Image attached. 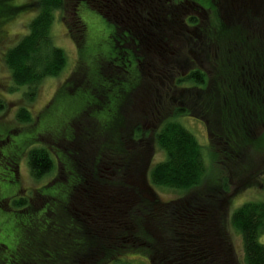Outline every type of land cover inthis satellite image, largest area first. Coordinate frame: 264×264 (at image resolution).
I'll use <instances>...</instances> for the list:
<instances>
[{"label": "trees", "instance_id": "obj_1", "mask_svg": "<svg viewBox=\"0 0 264 264\" xmlns=\"http://www.w3.org/2000/svg\"><path fill=\"white\" fill-rule=\"evenodd\" d=\"M78 1L73 5L74 11L80 3H87L91 8L90 0ZM116 1L123 0H95L99 7L103 5L102 2L114 6ZM130 1L125 9L138 26L135 30L130 29L124 33H118L120 29L116 28L111 35L107 58L99 64L96 71L91 72L87 65L83 69L82 78H87L85 87L90 88L92 100L93 97L95 99L91 104L92 108L97 109L94 119L99 122V114L108 112L112 107V114L118 113L114 120L119 122V126L108 131L113 135L112 140H109L116 147L123 148L119 128L126 122V110L121 108V103L125 102V96L133 88L144 86L145 80L149 79L148 87L152 94L157 95L153 101L147 103H152L154 109H162L167 96L172 110L168 115L163 114L161 123L155 129L145 131L140 124L133 128V142L137 144L142 138L148 137L147 142L153 141L164 153L163 160L149 169V157L144 153L147 147L143 149L144 152L142 150L132 154L139 159L138 164H142L137 166L135 173L139 178L147 172L148 186L181 191L198 188L206 175L201 146L186 128L172 119L189 115L203 121L210 140L220 144L219 153L227 157L232 153L238 156L243 152V146L252 141L250 127L264 123V0H211L210 14L195 0ZM34 3L36 13L28 25V32L4 55L13 84L16 87H28L29 99L34 97L36 88L45 78L58 76L66 64L64 51L53 45L50 36L54 14L65 8L66 0H31L24 4L22 10H27ZM11 17L12 13L7 20ZM124 22H127L126 18ZM85 30V25L79 19L68 26V32L75 44V36L84 40ZM134 63L136 68L133 67ZM125 70L128 74L123 78ZM73 73L69 77L72 86L78 70ZM92 74L94 76L91 77ZM154 82L156 84L153 85ZM98 91L106 97L104 103L96 97ZM146 107L149 108L148 105ZM17 119L19 123H29L27 110L21 108ZM99 123L101 129L107 131L105 123ZM78 141L79 138L77 139L73 131L71 145L74 148L78 144L79 148L70 150L71 155L61 156L60 163L63 162V166L84 167L80 160L73 159L83 156L84 153ZM104 145L100 147L92 166L95 163L94 168H109L106 174L112 173V178L103 181L97 172L94 176L100 183L114 188L118 182L114 177L123 179L115 171L118 164L115 161L119 159V153L116 155L113 147ZM104 148L113 149L106 155ZM212 154L218 158L216 152ZM83 157L87 158V155ZM108 159L114 160L109 162L112 166L102 167L103 161ZM27 163L34 179L49 173L55 165L43 148L30 150ZM121 163L123 167L129 166V161ZM8 165L11 171L17 165V159L11 156ZM83 180V175L79 173L70 178L72 183ZM132 183L136 184L135 178ZM143 183L142 179L140 187L136 186V189L147 194L144 200L147 204L142 205V213L146 211L153 218L163 214V218L170 217L177 222L176 225L181 223L173 230V234L181 236L178 238L181 245L171 248L163 238L162 246L151 250L158 264H264V244L260 242V237L264 234V201L244 203L228 217V225L242 241V254L238 258L226 235L218 230L213 231L206 224L204 227L199 226L200 218L196 217V211L208 207V204L203 205L207 201L205 197L210 198L217 193H211L206 188L205 194L193 196L191 202H177L178 205L171 206L161 204L156 199L149 201L153 197V191L148 186L144 188ZM134 191L133 188H124L121 194L124 198L128 195L132 197ZM223 191L228 192L226 187ZM103 193L106 195L107 192ZM103 198L107 206L112 205L113 199L105 196ZM213 202L218 203L219 199H214ZM11 204L14 208H22L26 203L24 200L15 199ZM48 206L49 202L46 208ZM4 207L0 201V208ZM58 209L54 218L42 211H36L32 206L21 211L20 214L28 222L22 226L24 241L11 251L0 246V264H129L115 258L117 253L113 250L127 247L129 242L134 246V243L140 241V245L154 247L161 238H157L155 233L152 234V228L147 229L143 221L139 233L117 234L114 241L111 240L114 245L107 246L106 236L102 237L97 230L89 228L90 219L86 226L81 225L72 215L74 212L69 214L63 207ZM115 214L122 216L109 208L101 217H113ZM136 215L137 213L132 217ZM199 215L203 216L202 212ZM210 218L208 216L206 219ZM183 222L185 226L188 225L187 228H183ZM206 231L210 233L209 237L205 236ZM149 239L153 244L148 242ZM105 251L110 254L103 259Z\"/></svg>", "mask_w": 264, "mask_h": 264}, {"label": "rangeland", "instance_id": "obj_2", "mask_svg": "<svg viewBox=\"0 0 264 264\" xmlns=\"http://www.w3.org/2000/svg\"><path fill=\"white\" fill-rule=\"evenodd\" d=\"M3 1L0 2V102L2 103V108L0 109V141L6 134H9L10 142L1 145L0 148L6 156H12V158L17 159L22 187L33 188L36 184L43 182V180H30L28 176V153L33 148H40L42 146L53 147L54 151L60 152L62 146L67 147L66 142L68 143L71 139L74 131L77 139L79 138L78 143L83 140V143L86 144V152L83 153V156L86 154L88 159L80 155L73 157V159L76 161L80 160V163L84 164L85 167H94L95 163L92 166V162L96 158L100 147L105 143V145H110L115 149L116 155L119 153V159L115 161L118 163L116 169H112H115L117 174L123 178L120 180L114 177V179L118 180L115 187L120 192L124 188H133L135 191L132 197L128 195L125 198L128 201L127 204L119 206L122 211L119 214L122 216L115 214L113 217L104 216L100 222L96 221L94 223L89 221V228L97 230V233L99 232L102 237L106 236L107 246H113L114 236H117V234L121 235L123 232L126 235H130L132 232L137 234L144 221L145 223L143 224L146 225L147 229L152 228V234L155 233L157 238L161 237L160 241L157 239L159 244L154 247L152 245L148 247L140 245V241L139 243H134V246H132L133 243L129 242L127 247L113 250L115 254L117 253L115 258H119L121 261L128 262L129 264H158V260L153 256L151 250L159 249L162 246L163 238L166 243L171 245V248L181 245L179 242L181 236L173 234V230H176L177 226L181 225V223L176 225L177 222H174L170 217L163 218V214L161 217L153 218L146 211L142 213V205L147 204L144 202L147 194L142 190L136 189V186L140 187L139 183L142 179L147 184H149V181L147 172L142 177H137L135 171L142 164L139 165V159L133 157L134 155L132 154L142 151L147 147V150L145 152L143 150V152L148 154L149 169L155 163L163 160L164 153L154 145L153 141L148 143L146 140L148 137L142 138L137 144L132 141L131 137H133V128L136 124H140L145 131L157 128L159 123H161L163 114L168 115L172 110L169 106L170 101L167 100L166 96L162 109L152 108V103L148 104L147 102L153 101L157 93H151V89L148 87L150 84L149 79L146 78L145 82L147 84L144 83L145 85L142 87L137 86L135 89L133 88V91L125 96V102L121 103L123 105L121 108L126 110V122L123 123V127L119 128L123 148L116 147L113 143H110L113 135H110L108 131H111L112 128L116 129L119 126V122L114 120L118 117V113L113 115L112 107H110L111 109L108 112L105 111L99 114V122H104L107 126V131L104 128L101 129V124L94 119L97 116V109L91 107L95 99L93 97L92 100L93 95L90 88L85 87L87 78L86 80L82 78L83 69L86 65L93 72L107 58L111 45V35L114 30L113 23L117 22L114 16L115 12L112 10L113 5L103 3L107 7L104 6L100 9L98 8L99 4L95 0H90L91 8L88 7L87 3H80V5H77L76 11H74L73 5L78 0H66L65 8L62 11L55 12L50 36L53 45L64 51L66 64L58 76L45 78L38 88H36L34 97L29 99L30 89L28 87H16L13 84L9 69L4 62V55L9 48L13 47L28 32V25L36 13L35 3L34 5H30L28 9L26 8L27 10H22L24 4L31 0ZM195 1L199 2L207 13H211V0ZM11 13L12 17L7 20L11 16ZM77 18L85 25L86 29L83 41L75 36L78 45L74 43L73 38L68 32V26L73 22L75 23L78 20ZM76 70H78V74H76V78H74L76 80H73L74 84L72 86L69 83V77ZM92 76L94 75L92 74ZM154 84L156 83L154 82ZM98 92L95 94L96 97L100 98L99 101L101 103H104L106 97L101 94V91ZM21 108L26 109L29 113V123H19L17 113ZM82 111L84 113L81 114ZM172 120L186 128L201 146L206 165V175L200 187L192 190L181 191L151 186L153 197L149 201L156 199L161 204L172 206V204L178 205L177 202H181L182 204L191 202L193 196L205 194L204 190L206 188H209V192L211 191V193H217L214 196L218 197L213 196L209 198L206 196L205 199L207 201L203 202V205L208 204V207L202 208V211H196L198 213L196 217L200 218L199 226L204 227L203 225L206 224L213 231L218 230L219 233L226 235L230 240L233 252L240 258L242 254L241 238L228 225L227 220L232 212L242 204L264 201V123H257L251 126V129L249 128L251 130L249 135L252 141L248 145L243 146V152L238 156H234L235 154L232 153L227 157L219 153L221 145L210 140L203 121L189 115L174 117ZM102 130L108 134L104 135ZM11 131H14V133ZM113 148L109 150L108 148H104L106 155H109ZM213 152H216L218 155L217 159L212 154ZM111 161L114 160H105L101 166L110 167L112 166L109 163ZM121 161H129V166L123 167ZM131 174L134 177L130 176ZM101 175L103 177L100 179L103 181H106L107 178H112V176L110 177L112 173L106 174L104 167L102 168ZM12 177L6 162L1 160L0 200L5 199L21 186V182L13 180ZM134 178L136 179L135 185L132 184ZM210 185L212 186L210 187ZM41 187L42 185L38 188ZM224 187L227 188L228 192L223 191ZM57 188H46L42 189L41 192L55 195L57 194ZM213 188L214 190H212ZM214 199H219V202L214 203ZM200 212H202L203 216L199 215ZM135 213H137L136 217H132ZM207 213L208 216H211L210 219H206L208 217L206 216ZM137 220L141 221L138 222ZM24 224H28V222L22 214L16 210L0 208V244L7 245L9 248H16L18 244L23 243L25 234L22 226ZM187 227L188 225L185 226L183 222V228ZM207 235L209 237L210 233L206 231L205 236ZM148 242L153 244L150 239ZM260 242L264 244V234L261 235ZM188 248L186 247V249ZM111 249L110 251H112ZM105 252H102L104 254L102 255L103 259L104 256L110 254L108 251Z\"/></svg>", "mask_w": 264, "mask_h": 264}, {"label": "flooded vegetation", "instance_id": "obj_3", "mask_svg": "<svg viewBox=\"0 0 264 264\" xmlns=\"http://www.w3.org/2000/svg\"><path fill=\"white\" fill-rule=\"evenodd\" d=\"M130 2H131L130 0H123L121 2L116 1V3L113 6L112 10H114L115 12L114 16L117 19V22L113 23V25H114V30H116V28L120 29L118 30V33H124L130 29L135 30V27L138 26L136 24V21L132 20L127 15V11L125 8L127 7V4H129ZM104 6L105 5L103 4L99 8L101 9ZM124 18H126L127 21L126 23L124 22ZM130 19L132 20V22L129 21ZM133 67L136 68L137 65L134 63ZM127 74L128 71L125 70L122 77L124 78V76H126ZM11 132L14 133V131ZM9 142H10V135L6 134L5 137L0 141V146L7 144ZM80 143H81L80 149H82L83 152H86L85 150L86 144L83 143V140L80 141ZM66 146L67 147L62 146L60 152L54 151L53 147L50 148L46 146L40 147L45 149L49 153L55 165L49 173L43 175L38 179L32 178L29 170L28 176L30 180H36V181L43 180V182H41L40 184L39 183L36 184L35 187L33 186V188L22 187V181L20 180L21 178L18 172V168H19L18 163L14 169H11L10 172L13 176L12 177L13 180L20 181L21 186L17 188L14 191V193L9 195L5 199L0 200L5 206L4 209L16 210L18 213H20L21 211L26 210V207L32 206L36 211H42V213H46L48 216H52L54 218L56 217V213L59 210L58 207L60 208L63 207V209L65 211L67 210L66 212H68L69 214L74 212V214L72 215L75 217V219L78 220L81 223V225L85 224V226L87 225L88 219H90L92 222H96V221L100 222L104 215V214L102 215V213L108 212L109 208L110 209L113 208V210H116V212L118 213L122 212L119 206H123L127 204L128 201L125 200L124 195L121 194L118 188L115 187L112 188L107 184L104 185L100 183L98 179H96V177L94 176L96 172H97L96 174L99 175L100 178H102L103 176L100 175V172H102L100 168L85 167V166L82 168L65 167L62 165L63 162L60 163V159L62 155H71L70 150L71 148H73V146L71 145V139L68 141V143L66 142ZM78 148L79 146L78 144H76L74 145L73 149L78 150ZM9 158L10 156H6L5 153L0 148V162L1 160L6 162L7 168L10 170V168L8 167ZM108 170L109 168H104V171H108ZM78 173L83 175L84 180L82 182L72 183L70 181V178L72 177V175ZM40 185H42V187L38 188ZM143 186H145L144 188H147L148 184L146 183V181H144ZM52 187H58L57 194L55 195L49 193L44 194L41 192L42 189H46V188L51 189ZM148 188L152 190L151 186H148ZM104 191L107 192L106 195H104L103 193ZM103 196L109 199L110 198L113 199V201L111 202L112 205H110L112 207L105 205V200L103 199ZM15 199L24 200L26 204L22 208H14L11 203ZM47 202H49L50 207L48 206L46 208ZM93 213H95V215H93ZM0 246H3L4 248L10 251L15 250L17 248V247L9 248L7 245L4 244H0Z\"/></svg>", "mask_w": 264, "mask_h": 264}]
</instances>
